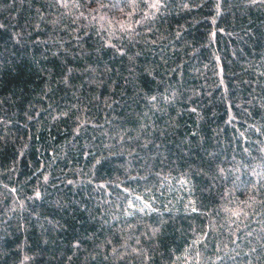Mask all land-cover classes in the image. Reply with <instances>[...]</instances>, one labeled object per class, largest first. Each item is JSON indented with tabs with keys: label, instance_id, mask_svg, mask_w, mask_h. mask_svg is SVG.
I'll return each mask as SVG.
<instances>
[{
	"label": "trees",
	"instance_id": "16d2710c",
	"mask_svg": "<svg viewBox=\"0 0 264 264\" xmlns=\"http://www.w3.org/2000/svg\"><path fill=\"white\" fill-rule=\"evenodd\" d=\"M0 264H264V0H0Z\"/></svg>",
	"mask_w": 264,
	"mask_h": 264
}]
</instances>
